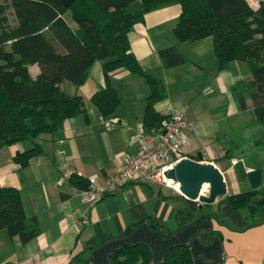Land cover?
<instances>
[{
    "label": "crops",
    "instance_id": "crops-1",
    "mask_svg": "<svg viewBox=\"0 0 264 264\" xmlns=\"http://www.w3.org/2000/svg\"><path fill=\"white\" fill-rule=\"evenodd\" d=\"M179 13V4L147 12L128 34L130 50L143 70L164 83L165 96L156 110L161 114L183 110L193 123L185 130L187 142L180 158L199 160L200 154L203 162H212L223 174L226 193L198 211L171 186L129 182L86 208L69 180L57 183L64 169L102 179L139 143L149 85L123 68L110 72L109 83L120 102L112 115L103 117L90 100L93 92L105 87L103 61L96 60L84 84L61 85L66 94L81 96L82 111L56 132L38 136L41 154L18 168L14 154L33 143L0 148V184L23 191L25 213L39 226V234L26 243L0 230V264H67L75 257L81 261L71 264H106L113 251L136 243L148 246L152 263L162 261L172 245L187 244L192 264H264L261 199L253 197L246 208L234 209L226 198L251 189L249 170L261 168L264 176V147L257 143L264 139L259 127L264 125L255 123L247 90L251 72L242 61L219 69L211 37L178 43L173 29ZM171 46L186 61L166 68L159 51ZM83 216L87 223L79 228L77 221ZM151 219L159 225L151 226Z\"/></svg>",
    "mask_w": 264,
    "mask_h": 264
},
{
    "label": "trees",
    "instance_id": "trees-1",
    "mask_svg": "<svg viewBox=\"0 0 264 264\" xmlns=\"http://www.w3.org/2000/svg\"><path fill=\"white\" fill-rule=\"evenodd\" d=\"M133 1L74 0L68 7L59 0L0 3V148L26 140L33 143L14 154L18 168L26 167L32 157L43 152L36 142L40 134L56 132L82 111L81 96L66 94L61 85L65 81L75 86L84 84L96 60L103 61L105 87L93 92L90 100L101 116L112 115L120 102L117 90L109 83V74L123 68L144 78L150 88L143 130H160L168 115L158 112L155 105L165 96V86L140 66L130 50L128 34L147 12L169 4L180 6L173 29L178 43L211 37L219 69L232 61L247 63L251 72L247 90L255 123L264 125V0H259L255 9L247 0H138L139 7L128 11ZM8 8L16 20L13 25L8 22ZM67 11L76 23L74 29L63 17ZM56 40L60 48L53 44ZM159 56L166 68L186 61L176 46L161 49ZM33 64L39 68L35 77L28 68ZM240 100L244 107L242 97ZM257 143L264 147V139ZM68 180L78 189L88 186L83 176L72 174ZM263 183L264 176L259 187L227 195L228 203L234 209H244L258 196L260 205H264ZM188 201L194 209L202 210L196 201ZM149 222L154 227L159 225L156 220ZM0 230H6L10 237L18 235L22 243L39 234L37 219L25 213L23 191L1 184ZM75 261L81 259L71 258L67 264ZM106 264H192V257L187 244H176L169 247L162 261L152 263L148 246L136 243L113 251Z\"/></svg>",
    "mask_w": 264,
    "mask_h": 264
},
{
    "label": "built area",
    "instance_id": "built-area-1",
    "mask_svg": "<svg viewBox=\"0 0 264 264\" xmlns=\"http://www.w3.org/2000/svg\"><path fill=\"white\" fill-rule=\"evenodd\" d=\"M163 119L159 131L145 132L139 128V143L133 153L122 155L120 166L100 179L93 174L87 177L88 186L77 189L79 200L86 208L94 206L107 195L120 190L129 182H153L171 186L165 179V171L180 158L181 150L187 142L186 129H191L193 123L186 117L183 110L171 109ZM75 174L64 169L57 183L61 185ZM77 174V173H76ZM81 175L78 173V176ZM87 223L83 216L77 221L81 228Z\"/></svg>",
    "mask_w": 264,
    "mask_h": 264
},
{
    "label": "water",
    "instance_id": "water-1",
    "mask_svg": "<svg viewBox=\"0 0 264 264\" xmlns=\"http://www.w3.org/2000/svg\"><path fill=\"white\" fill-rule=\"evenodd\" d=\"M68 7L74 0H59ZM199 160L184 157L168 168L164 175L171 187L178 184L177 191L186 199L198 201L201 207L205 203H212L219 195L226 193V184L223 174L212 162H203L202 156L198 154ZM251 188H257L262 182V169L255 168L247 172ZM207 185L206 193L202 189Z\"/></svg>",
    "mask_w": 264,
    "mask_h": 264
},
{
    "label": "rangeland",
    "instance_id": "rangeland-1",
    "mask_svg": "<svg viewBox=\"0 0 264 264\" xmlns=\"http://www.w3.org/2000/svg\"><path fill=\"white\" fill-rule=\"evenodd\" d=\"M6 0H0V3H3L5 2ZM248 3L250 4V6L255 9L257 8L258 6V3H259V0H247ZM139 6V1L136 0V1H133L129 6H128V11H134L136 8H138ZM6 13H7V17H8V22L9 24H15L16 23V20H15V17L13 15V12H12V9L11 8H8L6 10ZM63 17L64 19L66 20L67 24L70 25V27H73V29L76 27V23L72 20L71 18V13L69 11L65 12L63 14ZM60 30H62L60 28V26H58ZM53 44L57 47V48H60V45L59 43L56 41H53ZM39 68L36 64H33L30 66V72H31V75L32 77H35L36 73L38 72ZM260 128L264 129V126H259ZM27 141V140H26Z\"/></svg>",
    "mask_w": 264,
    "mask_h": 264
},
{
    "label": "bare ground",
    "instance_id": "bare-ground-1",
    "mask_svg": "<svg viewBox=\"0 0 264 264\" xmlns=\"http://www.w3.org/2000/svg\"><path fill=\"white\" fill-rule=\"evenodd\" d=\"M175 190H178L177 189V187H178V184H173V186H172ZM207 189V185L205 184L204 186H203V189H202V191L203 192H205V190Z\"/></svg>",
    "mask_w": 264,
    "mask_h": 264
}]
</instances>
